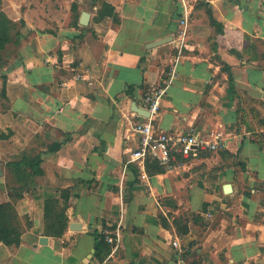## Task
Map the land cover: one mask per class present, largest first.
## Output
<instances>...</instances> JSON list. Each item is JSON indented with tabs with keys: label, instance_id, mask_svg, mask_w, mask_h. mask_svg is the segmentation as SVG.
<instances>
[{
	"label": "crops",
	"instance_id": "0c3cea01",
	"mask_svg": "<svg viewBox=\"0 0 264 264\" xmlns=\"http://www.w3.org/2000/svg\"><path fill=\"white\" fill-rule=\"evenodd\" d=\"M37 5L0 7V205L20 196L22 230L0 264H178L174 242L184 264H264V0ZM167 81L156 126L217 148L143 180L133 109Z\"/></svg>",
	"mask_w": 264,
	"mask_h": 264
},
{
	"label": "built area",
	"instance_id": "2783aa9c",
	"mask_svg": "<svg viewBox=\"0 0 264 264\" xmlns=\"http://www.w3.org/2000/svg\"><path fill=\"white\" fill-rule=\"evenodd\" d=\"M179 24L183 26L180 29L176 48L179 52L184 48V41L188 31L189 15L186 14L180 19ZM170 81H167L162 87L151 90L146 93L141 105V109L148 111L150 116L143 117L138 114L141 121L134 124V131L138 135L139 143L137 148L131 153L129 164H135L141 171V179L145 180L146 163L150 159L157 160L161 165H167L176 155L188 157L194 147L209 148L215 150L216 145L208 142L204 138H198L195 135L178 136L161 130L156 126V117L161 108V99L165 94ZM137 114V113H136ZM105 241L114 246V253L120 247L121 237L117 232L114 236H106ZM174 247L178 249L176 259L178 264H184L181 256L182 251L178 242H174Z\"/></svg>",
	"mask_w": 264,
	"mask_h": 264
},
{
	"label": "trees",
	"instance_id": "16d2710c",
	"mask_svg": "<svg viewBox=\"0 0 264 264\" xmlns=\"http://www.w3.org/2000/svg\"><path fill=\"white\" fill-rule=\"evenodd\" d=\"M1 4H2V0H0V7ZM9 28H10L9 22L6 21L4 16H2V18L0 19V51L8 43V37L6 35V31H8ZM31 167L37 169L38 164L36 163V160L33 161ZM14 207L15 204L13 202L0 205V241H2L4 244L8 246L19 245L22 235V230H16L15 228H11L10 227L11 221L10 222L8 221V216L12 218V215L14 214V210H13ZM16 217L18 219L17 214Z\"/></svg>",
	"mask_w": 264,
	"mask_h": 264
},
{
	"label": "rangeland",
	"instance_id": "374dc122",
	"mask_svg": "<svg viewBox=\"0 0 264 264\" xmlns=\"http://www.w3.org/2000/svg\"><path fill=\"white\" fill-rule=\"evenodd\" d=\"M65 1H68V0H41V5H37V7L38 8H40L41 9V11L43 10V9H47L46 11H48L49 9L50 10H52V8L55 6V5H60V4H62L63 2H65ZM74 7H75V5H73ZM49 8V9H48ZM202 8H204V6H203V4H202ZM194 11H195V8L192 10V15L194 14ZM54 12H57L56 10H53V12L52 13H54ZM180 19H182V18H180ZM43 26H45V27H49V26H51L50 25V23H48L47 21H45L44 23H43ZM19 199H21L20 198V196H18V195H16L15 197H14V204H15V207L13 208V210H14V214L12 215V218L11 217H9L8 216V221L10 222L11 221V223H10V227L11 228H15L16 230H21V227H20V219H19V216H18V219H17V217H16V214H17V211H16V204H17V202L19 201ZM18 215V214H17ZM14 217H15V219H14ZM27 222V221H26ZM16 232H18V231H16ZM13 238V237H12Z\"/></svg>",
	"mask_w": 264,
	"mask_h": 264
},
{
	"label": "water",
	"instance_id": "95a60500",
	"mask_svg": "<svg viewBox=\"0 0 264 264\" xmlns=\"http://www.w3.org/2000/svg\"><path fill=\"white\" fill-rule=\"evenodd\" d=\"M89 19H90V14L88 12H83L82 13V16H81V20H80V23L81 25L83 26H87L88 23H89ZM170 39H164V40H161L159 42H154L151 47H156V46H159V45H162V44H165V43H168ZM134 112L143 116V117H149L150 116V113L148 111H145V110H142L141 108H139V106L135 103L134 105ZM2 175V170L0 168V176ZM224 191L226 193H230L232 191V186L230 184H227L226 186H224ZM79 228L78 224H72L71 225V229L72 230H77ZM47 240L42 238L41 242H46Z\"/></svg>",
	"mask_w": 264,
	"mask_h": 264
}]
</instances>
